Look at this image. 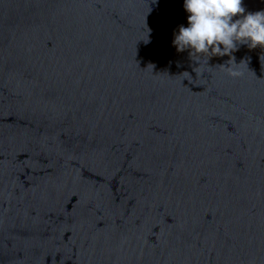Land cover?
Here are the masks:
<instances>
[{"label":"water","instance_id":"1","mask_svg":"<svg viewBox=\"0 0 264 264\" xmlns=\"http://www.w3.org/2000/svg\"><path fill=\"white\" fill-rule=\"evenodd\" d=\"M188 15L0 0V264H264V48L234 78Z\"/></svg>","mask_w":264,"mask_h":264},{"label":"clouds","instance_id":"2","mask_svg":"<svg viewBox=\"0 0 264 264\" xmlns=\"http://www.w3.org/2000/svg\"><path fill=\"white\" fill-rule=\"evenodd\" d=\"M189 14L188 26H179L172 41L178 52L190 49V56H229L228 75L240 77L243 72L232 55L239 45L250 49L264 48V10L246 12L243 0H184ZM239 17V18H237Z\"/></svg>","mask_w":264,"mask_h":264}]
</instances>
